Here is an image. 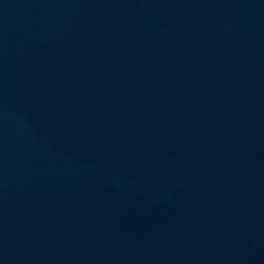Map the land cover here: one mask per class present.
<instances>
[{
  "label": "water",
  "instance_id": "water-1",
  "mask_svg": "<svg viewBox=\"0 0 264 264\" xmlns=\"http://www.w3.org/2000/svg\"><path fill=\"white\" fill-rule=\"evenodd\" d=\"M0 264H264V0H0Z\"/></svg>",
  "mask_w": 264,
  "mask_h": 264
}]
</instances>
